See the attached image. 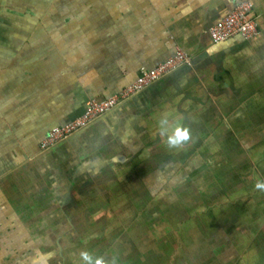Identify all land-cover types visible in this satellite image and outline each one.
<instances>
[{"label":"crops","instance_id":"1","mask_svg":"<svg viewBox=\"0 0 264 264\" xmlns=\"http://www.w3.org/2000/svg\"><path fill=\"white\" fill-rule=\"evenodd\" d=\"M240 1L0 0V264H264V0L258 37L210 33ZM179 50L192 67L41 148Z\"/></svg>","mask_w":264,"mask_h":264},{"label":"built area","instance_id":"2","mask_svg":"<svg viewBox=\"0 0 264 264\" xmlns=\"http://www.w3.org/2000/svg\"><path fill=\"white\" fill-rule=\"evenodd\" d=\"M260 32L255 6L253 2L246 0L238 2L230 14L214 26L210 33L214 44L219 46L239 36L246 40L254 39L260 35ZM193 64V58L184 51L179 50L172 59L159 66L156 70H141L134 84L108 100L89 101L82 116L64 126L53 128L47 138L41 142V148L47 149L61 140L68 139L76 132L142 94L181 68L192 67Z\"/></svg>","mask_w":264,"mask_h":264},{"label":"clouds","instance_id":"3","mask_svg":"<svg viewBox=\"0 0 264 264\" xmlns=\"http://www.w3.org/2000/svg\"><path fill=\"white\" fill-rule=\"evenodd\" d=\"M164 124L167 121L163 122ZM167 132V129H164L161 132V135H164ZM190 140V132L187 128L176 127L174 131L168 135L167 143L170 148H177L181 146L183 143ZM116 160H119V157H116ZM258 188H264V184H257ZM80 257L84 264H106V260L104 257H95L93 254L82 251L80 252Z\"/></svg>","mask_w":264,"mask_h":264},{"label":"rangeland","instance_id":"4","mask_svg":"<svg viewBox=\"0 0 264 264\" xmlns=\"http://www.w3.org/2000/svg\"><path fill=\"white\" fill-rule=\"evenodd\" d=\"M159 83V82H158ZM154 86V85H153ZM113 111V110H112Z\"/></svg>","mask_w":264,"mask_h":264}]
</instances>
